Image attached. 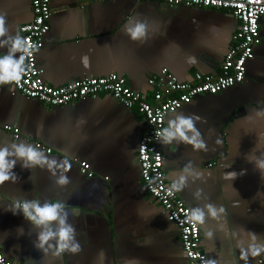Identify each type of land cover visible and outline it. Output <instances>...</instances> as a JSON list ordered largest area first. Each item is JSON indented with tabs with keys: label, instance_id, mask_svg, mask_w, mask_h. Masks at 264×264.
Returning <instances> with one entry per match:
<instances>
[{
	"label": "crops",
	"instance_id": "crops-1",
	"mask_svg": "<svg viewBox=\"0 0 264 264\" xmlns=\"http://www.w3.org/2000/svg\"><path fill=\"white\" fill-rule=\"evenodd\" d=\"M31 1L0 0L7 31L0 43L31 21ZM49 4L50 28L36 55L46 84L114 74L148 98L147 79L162 68L181 82L197 72L218 74L239 26L228 10L169 7L158 0ZM136 21L145 24L146 31L134 41L126 28ZM259 36L241 83L215 95H199L165 116L164 128L178 116L193 119L207 150H194L179 138L165 143L162 137L158 143L165 179L191 213H203V223L197 221L199 249L208 264H264V172L255 166L257 159H264V18L259 20ZM8 47L10 42L0 48V55L7 54ZM6 125L18 129L17 138ZM144 129L135 111L107 94L45 107L1 85L0 147L9 145L13 151L10 144L39 142L50 152L38 150L57 161L51 171L47 165L22 169L18 161L13 169L17 179L0 185L4 258L14 264H187L178 229L142 187L135 154ZM65 162L70 164L66 172ZM81 162L88 164L86 173ZM229 172L237 177H226ZM61 176L67 177V184L56 183ZM23 200H37L41 206L65 204L81 250L60 257L53 256L54 248L37 250L33 245L42 229L11 212L14 202ZM209 204L216 216L209 213Z\"/></svg>",
	"mask_w": 264,
	"mask_h": 264
},
{
	"label": "built area",
	"instance_id": "built-area-1",
	"mask_svg": "<svg viewBox=\"0 0 264 264\" xmlns=\"http://www.w3.org/2000/svg\"><path fill=\"white\" fill-rule=\"evenodd\" d=\"M169 7L184 6L228 10L239 22L238 29L231 36L230 46L219 65L216 75L194 73L190 81H178L166 68L147 79L151 96L132 90L124 77L109 74L104 77L74 79L63 85L51 86L41 78V70L36 61L37 52L43 47V38L49 31L51 8L49 0H32V19L18 28L19 35L28 45H34L32 55L26 56L24 73L18 83L6 84L12 91L26 99L36 100L45 107H60L76 103L86 98L107 94L124 108L135 111L145 124L139 140L135 159L143 190L161 205L166 219L179 232L181 249L187 264H208L199 249L200 232L193 213L180 199L176 189L167 182L163 170V158L158 143L157 132L164 129L167 114L174 113L189 104L199 95H215L237 83L245 76L246 62L253 58V49L260 43L259 20L264 18V0H158ZM22 53L18 52V58ZM1 86V85H0ZM14 138L18 129L4 126ZM36 148H44L34 142ZM86 173L88 164L80 163ZM91 176V173H88ZM0 264H14L0 253Z\"/></svg>",
	"mask_w": 264,
	"mask_h": 264
},
{
	"label": "clouds",
	"instance_id": "clouds-1",
	"mask_svg": "<svg viewBox=\"0 0 264 264\" xmlns=\"http://www.w3.org/2000/svg\"><path fill=\"white\" fill-rule=\"evenodd\" d=\"M145 31V24L138 21L132 27L126 28V34L134 41L142 39L145 36ZM6 36L5 18L0 16V38ZM9 42L10 47H8L7 54L0 55V85L18 83L24 73L25 57L32 55L33 50H35L34 45H28L19 35L8 37L7 40L0 43V48L7 47ZM17 52L22 53L19 58H16ZM199 119V117L195 118V120ZM189 132L193 133L191 138L186 134ZM161 136L164 137L165 143H171L173 139L179 138L181 142L191 145L194 150H207L206 143L200 139V133L196 131L194 121L191 118L178 116L176 120L169 121L167 128L157 132V138ZM217 142L219 143V141ZM10 147L13 151H9V145L0 147V185L9 180L14 182L17 179L13 169L18 161L21 162L22 169L44 168L47 165L48 170L51 171L56 166L57 161L55 159H49L42 151L32 145L14 143L10 144ZM255 166L264 172V159H257ZM69 168L70 164L65 162L64 171L66 172ZM240 174L243 175L244 173L241 172ZM226 177L235 179L237 173L229 172ZM181 179L183 180V178ZM56 183L65 185L68 183V179L66 176H61ZM206 207L212 216H216L217 211L213 205L209 204ZM65 208V204L60 202H45L41 206L40 201L23 200L14 202L11 212L13 215L22 214L23 218L29 221L34 228L42 229L37 233L38 243L33 245L37 250L46 252V246L48 249L54 248L53 256L60 257L64 253L75 254L81 250L78 241L75 239V227L67 222L68 213L65 212ZM61 212H65V214L61 216ZM192 219L203 223V213L196 210ZM53 224L57 225L55 229L52 227ZM51 241H55V244L50 243ZM101 255L103 254L101 253Z\"/></svg>",
	"mask_w": 264,
	"mask_h": 264
}]
</instances>
